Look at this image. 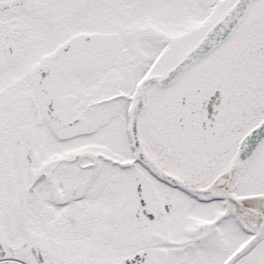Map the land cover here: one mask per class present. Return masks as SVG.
Here are the masks:
<instances>
[{
  "label": "snow or ice",
  "instance_id": "snow-or-ice-1",
  "mask_svg": "<svg viewBox=\"0 0 264 264\" xmlns=\"http://www.w3.org/2000/svg\"><path fill=\"white\" fill-rule=\"evenodd\" d=\"M0 264H264V0H0Z\"/></svg>",
  "mask_w": 264,
  "mask_h": 264
}]
</instances>
